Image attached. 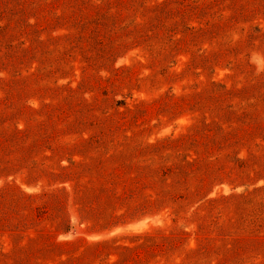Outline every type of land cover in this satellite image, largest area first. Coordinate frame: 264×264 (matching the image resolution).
Returning <instances> with one entry per match:
<instances>
[{"label":"rangeland","instance_id":"rangeland-1","mask_svg":"<svg viewBox=\"0 0 264 264\" xmlns=\"http://www.w3.org/2000/svg\"><path fill=\"white\" fill-rule=\"evenodd\" d=\"M0 264H264V0H0Z\"/></svg>","mask_w":264,"mask_h":264},{"label":"trees","instance_id":"trees-1","mask_svg":"<svg viewBox=\"0 0 264 264\" xmlns=\"http://www.w3.org/2000/svg\"><path fill=\"white\" fill-rule=\"evenodd\" d=\"M213 201H216V200H213Z\"/></svg>","mask_w":264,"mask_h":264}]
</instances>
